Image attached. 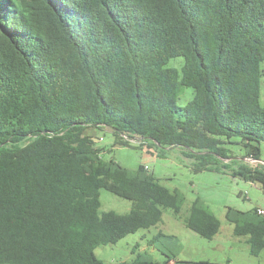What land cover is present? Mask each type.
I'll use <instances>...</instances> for the list:
<instances>
[{
	"label": "trees",
	"instance_id": "trees-1",
	"mask_svg": "<svg viewBox=\"0 0 264 264\" xmlns=\"http://www.w3.org/2000/svg\"><path fill=\"white\" fill-rule=\"evenodd\" d=\"M263 72L264 0H0V264H104L96 247L180 212L181 192L105 159L88 127L180 147L195 171L227 167L232 137L262 160ZM232 175L264 189V165ZM101 188L130 210L100 213ZM225 218L252 255L264 250L258 208ZM185 225L211 239L221 223L196 197ZM176 243L159 230L147 244L163 261L136 244L119 264H171Z\"/></svg>",
	"mask_w": 264,
	"mask_h": 264
},
{
	"label": "rangeland",
	"instance_id": "rangeland-1",
	"mask_svg": "<svg viewBox=\"0 0 264 264\" xmlns=\"http://www.w3.org/2000/svg\"><path fill=\"white\" fill-rule=\"evenodd\" d=\"M182 62V57H176L170 59L167 66L179 67ZM260 92V101L264 105V72ZM192 96V88L182 87L178 104L183 106ZM84 133L92 136L95 146L102 149L101 154L105 159H113L130 169H136L142 164L162 185L171 191L181 192L185 198L178 214L170 208H164L162 220L156 226L127 234L115 244L96 247L95 254L104 264H119L121 261L131 260L135 255L132 249L136 244L137 251H147L155 260L163 261L165 256L147 244L148 239L159 230L172 234L177 240L174 249L176 257L171 264H264V250L258 256L252 255L246 237L234 235L233 225L225 218L228 207L240 210L264 208L262 186L239 175H232L241 166L254 169L264 165V149L262 160L254 159L245 153L239 138L232 137V142L226 143L229 158L221 161L227 167L219 166L220 170L216 171H195L194 159L184 156L180 147L148 148L139 146L132 139L131 146L114 144V136L108 128L88 127ZM196 197L202 199L220 220L219 231L211 239L200 236L185 225L189 206ZM99 199L100 213L109 210L125 213L132 206L130 200L104 188L100 189Z\"/></svg>",
	"mask_w": 264,
	"mask_h": 264
},
{
	"label": "built area",
	"instance_id": "built-area-1",
	"mask_svg": "<svg viewBox=\"0 0 264 264\" xmlns=\"http://www.w3.org/2000/svg\"><path fill=\"white\" fill-rule=\"evenodd\" d=\"M258 213H260V214H263V215H264V210H262V209H258Z\"/></svg>",
	"mask_w": 264,
	"mask_h": 264
},
{
	"label": "crops",
	"instance_id": "crops-1",
	"mask_svg": "<svg viewBox=\"0 0 264 264\" xmlns=\"http://www.w3.org/2000/svg\"><path fill=\"white\" fill-rule=\"evenodd\" d=\"M260 185V184H259ZM258 209H262V210H264V208H262V207H257Z\"/></svg>",
	"mask_w": 264,
	"mask_h": 264
}]
</instances>
